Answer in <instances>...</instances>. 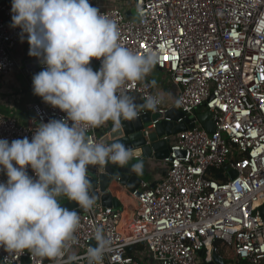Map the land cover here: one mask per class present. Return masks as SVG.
Listing matches in <instances>:
<instances>
[{"label": "built area", "instance_id": "2783aa9c", "mask_svg": "<svg viewBox=\"0 0 264 264\" xmlns=\"http://www.w3.org/2000/svg\"><path fill=\"white\" fill-rule=\"evenodd\" d=\"M89 2L118 23L124 46L140 55L158 54L156 66L177 90L175 102L165 100L158 112L177 108L183 116L176 123L189 118L195 126L164 138L170 139L169 155L162 160L164 177L155 184L142 181L123 198L132 211L125 212V202L120 207L95 204L89 211L77 208L76 264H87L85 253L96 246L92 237L97 227L112 240L103 264H211L215 254L227 264L231 259L264 264V35L254 31L264 5L254 6L252 0ZM11 6L12 0L0 4V79L16 71L13 50L27 38L12 26ZM130 10L134 14L128 17ZM91 67L99 70L101 61L93 58ZM45 68L29 59L24 71L33 76ZM125 90L141 100L157 91L147 80L129 83ZM30 108L35 115L27 125L0 111V139L31 141L40 123L66 117L42 98ZM206 111L213 115L214 133L197 118ZM159 121H151L145 132ZM89 135L98 140V129ZM27 171L37 178L30 166ZM7 179L0 170V182ZM0 264L63 261L27 251L10 254L0 247Z\"/></svg>", "mask_w": 264, "mask_h": 264}, {"label": "clouds", "instance_id": "9594fccd", "mask_svg": "<svg viewBox=\"0 0 264 264\" xmlns=\"http://www.w3.org/2000/svg\"><path fill=\"white\" fill-rule=\"evenodd\" d=\"M252 3L264 5V0ZM11 11L12 26L27 33L29 55L46 65L33 76L34 94L66 117L40 123L31 141L0 139V170L8 178L0 182V247L10 254L27 251L41 259L76 264L72 249L79 244L81 216L62 207L60 199L77 202L83 211L93 208L97 200L89 165L123 167L136 160L131 171L137 176L144 171L142 152L118 139L95 140L90 131L108 122L118 131L122 121L158 111L170 94L158 90L140 104L128 94L125 86L146 80L159 62L158 54L140 55L124 46L118 23L89 0H12ZM254 31L264 35V17ZM93 58L101 61L99 70L91 67ZM29 166L36 179L28 174ZM92 238L96 246L87 248V264H103L111 237L97 227Z\"/></svg>", "mask_w": 264, "mask_h": 264}, {"label": "water", "instance_id": "95a60500", "mask_svg": "<svg viewBox=\"0 0 264 264\" xmlns=\"http://www.w3.org/2000/svg\"><path fill=\"white\" fill-rule=\"evenodd\" d=\"M6 1L7 0H0V4ZM132 14H134V10L127 12L128 17H131ZM29 49L30 45L27 50L28 58L37 67H40L41 59L30 56ZM30 115L32 117L35 115L33 110L30 111ZM182 116L183 113L177 108H172L165 113L158 111L149 112L138 116L135 120L122 121V127L118 131L113 128L111 122H108L102 134L99 136L98 141L103 140L111 143L112 140L118 139L126 147L135 148V151L142 152L143 155L140 158H142L145 163L149 159L163 160L170 152V139L164 138L166 136L176 135L177 133L195 126V123H190L189 118H185L183 122L177 124L176 121ZM165 117H170L171 120H165ZM197 118L208 132H215V122L210 111L199 112ZM154 120L160 121L155 129L150 130L147 134L145 129L149 126L150 122ZM132 163L134 162L131 161L128 166L123 167L112 163H108L104 168L93 165L88 166V178L93 186L92 194L96 195V204L120 207V198H126L130 195V192L136 190L140 186L143 179L141 175L137 176L131 171L130 167ZM230 172L232 176L236 175L235 171L231 170ZM60 203L62 207H66L69 210L77 211V208H79L77 202L68 200L67 198H61ZM262 212L264 214V208H262ZM132 249L133 247H130L128 251L131 252ZM214 259L216 263H228L226 260H222L217 254L214 255Z\"/></svg>", "mask_w": 264, "mask_h": 264}, {"label": "crops", "instance_id": "0c3cea01", "mask_svg": "<svg viewBox=\"0 0 264 264\" xmlns=\"http://www.w3.org/2000/svg\"><path fill=\"white\" fill-rule=\"evenodd\" d=\"M28 48V39H22L18 46L13 50V55L18 64L16 71L7 78L0 79V111L5 115L16 117L22 125H27L32 118L30 115V105L41 98L33 92V76L26 75L24 71L26 62L29 60L27 56ZM155 70L164 73L157 66L155 67ZM147 79L148 77L146 80ZM166 83L168 84V90H166L165 94H170L166 96V101L174 103L177 97L176 87L168 78ZM132 96H134L137 104L143 102L139 96ZM103 128L104 127L98 128L99 136L102 134ZM146 164L147 167L145 172L148 173L149 179H143L144 182L155 184L164 177L167 167L162 160L158 161L156 159H149L146 161ZM120 200L121 202H125L123 197H121ZM130 211H132L131 207L128 206L126 201L125 212L127 213ZM128 215L129 214H127V216Z\"/></svg>", "mask_w": 264, "mask_h": 264}, {"label": "rangeland", "instance_id": "374dc122", "mask_svg": "<svg viewBox=\"0 0 264 264\" xmlns=\"http://www.w3.org/2000/svg\"><path fill=\"white\" fill-rule=\"evenodd\" d=\"M112 1L113 0H100L101 4H103V5L108 4V3L112 2ZM100 2H98V4H100ZM167 78L169 79V77H168V75L166 73H162V72L156 71L154 69L152 74L150 76H148L147 80L150 83H151L152 80H155L156 81V85H155L156 90L157 91L160 90V91H163L165 93L166 90H168V84L166 83ZM169 81H170V79H169ZM103 130H104V128H103ZM139 159L143 160L142 158H139ZM158 161H161V160H158ZM133 162L136 163L137 161L133 160ZM146 167H147V165L144 162V171H143V174L141 175V177H142V179L148 180L149 179V175H148L147 172H145L146 171ZM160 169H161V166H160ZM229 260H230V258H229ZM231 261H232V259H231ZM231 261H230L229 264H236L235 261H233V262H231Z\"/></svg>", "mask_w": 264, "mask_h": 264}]
</instances>
